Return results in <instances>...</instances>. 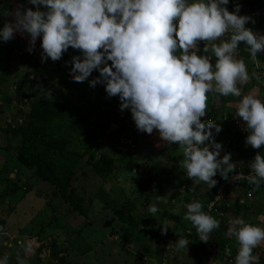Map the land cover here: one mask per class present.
Returning <instances> with one entry per match:
<instances>
[{
	"label": "rangeland",
	"instance_id": "obj_1",
	"mask_svg": "<svg viewBox=\"0 0 264 264\" xmlns=\"http://www.w3.org/2000/svg\"><path fill=\"white\" fill-rule=\"evenodd\" d=\"M21 4L36 10L28 0H0V28L13 20L11 14ZM261 5L264 7V0ZM40 10L46 9L41 6ZM249 17L255 21L250 20L255 32L264 35V14L260 19ZM29 39L27 33H16L10 41L0 40V259L7 255L8 264H18L19 254L26 264H235L239 243L229 232L230 222L240 218L264 227V182L255 193L248 182L243 191L230 185L232 189L210 210L218 189L187 177L180 167L184 157L179 145L167 144L158 130L151 135L139 132L130 109L120 110L119 96L109 97L103 84L90 86L99 76L98 70L82 83L72 79L70 61L82 56L79 50L70 47L60 60L42 62V36L31 53ZM203 47L200 42L198 55H206ZM245 47L244 43L247 68L259 73L260 80L244 84L241 97L220 96L219 102L210 95L207 114L201 120L212 119V114L222 128L218 134L212 130L215 141L222 144L218 159L230 153L237 168L251 172L247 160L250 145L242 138L246 122L235 113L243 95L253 93L264 100V52L253 62ZM215 61L213 56L212 63ZM45 94L66 108L51 130L57 139L67 140L61 170L75 176L71 184L83 200L85 217L72 212L53 195L50 184L37 180L16 159L21 141L12 129L25 123L23 116L34 98ZM225 108L235 116H229ZM260 154L264 155V148ZM104 155L113 159V170L100 176L93 164ZM218 178H222L219 172L213 179ZM250 192L251 199L247 197ZM197 200L205 213L220 222L207 242L183 219L186 205ZM53 201L58 216L55 225H51L49 210ZM153 204L158 208L155 217L148 211ZM165 222H169V232L162 235ZM125 234L132 238L131 244L124 243ZM181 237L189 240L187 248L176 247ZM26 242L33 247L27 255L21 246ZM253 254L264 264V242Z\"/></svg>",
	"mask_w": 264,
	"mask_h": 264
},
{
	"label": "clouds",
	"instance_id": "obj_2",
	"mask_svg": "<svg viewBox=\"0 0 264 264\" xmlns=\"http://www.w3.org/2000/svg\"><path fill=\"white\" fill-rule=\"evenodd\" d=\"M28 2L36 10L19 5L11 14L13 20L0 28V40L7 42L16 33H27L31 53L42 36V62L60 60L70 47L79 50L82 56H73L70 61L72 79L82 83L98 70L99 76L90 86L103 84L109 97L119 96L120 110L130 109L139 132L151 135L158 130L167 144L179 145L184 157L180 167L188 178L211 189L217 185L213 177L218 172L225 180L235 172L230 153L218 159L222 144L215 141L212 130L218 134L221 126L201 118L207 114L210 95L217 99L241 97L250 76L245 60L236 57L240 43H245L253 62L264 52V35L246 27L250 20L255 21L239 15V4L230 12L229 0ZM41 6L46 10H40ZM200 42H204L206 55H198ZM252 77L260 80L257 72ZM236 116L246 122V145L254 149L264 146V100L253 93L243 95ZM249 167L247 181L255 191L264 182V155L258 153ZM232 178L237 180L239 175ZM202 207L198 200L187 204L183 219L192 223L201 241L207 242L220 222ZM148 211L155 217L158 208L153 204ZM230 223L229 232L239 243L235 264H259L253 250L264 242V227L240 218ZM168 227L169 222H165L162 235H167ZM188 244L184 237L175 243L178 249ZM21 246L26 255L33 250L30 242ZM8 260L5 255L0 264H8ZM17 261L26 264L19 254Z\"/></svg>",
	"mask_w": 264,
	"mask_h": 264
},
{
	"label": "trees",
	"instance_id": "obj_3",
	"mask_svg": "<svg viewBox=\"0 0 264 264\" xmlns=\"http://www.w3.org/2000/svg\"><path fill=\"white\" fill-rule=\"evenodd\" d=\"M237 4L240 5L239 15L247 14V11H253L254 9L262 6L261 0H241L240 3L229 0L227 5L228 10L230 12H234ZM250 22L251 21L246 24V27L252 29L255 32V28L250 26L252 25ZM243 45L244 42H241L236 52V57L243 58L246 62ZM248 72L251 74V78L248 81L249 84H256V79L252 77V72L249 70ZM40 79L43 80L42 76ZM218 100L219 102H222V99ZM225 101L228 102L230 99L226 98ZM225 109H227L229 112V116L236 115V113L234 115V111L231 112V109ZM65 112L66 108L58 106L52 101L50 97H48L47 94L34 98L29 107V111L25 112L23 116L25 123L18 128L12 129V133L16 134L21 141L18 153L16 154V159L37 180L50 184L53 188V195L60 197L67 205H69L72 212L77 213L79 216L85 217L86 210L82 204L83 200L78 195L77 189L71 184L75 176L71 173L66 175L61 170L60 160L64 158L65 154L67 153V140L64 138L57 139L51 130V125L53 122L59 117L63 116ZM209 115L212 120H216L212 114ZM238 119L242 120V118ZM233 135L237 136L234 133ZM248 135L249 132L246 130L245 135H242V138L246 140ZM229 144L232 145L233 143L229 142ZM263 148L264 146H262L260 149H254L250 146V154L247 160L249 162L254 161L255 156L258 153L260 154ZM92 150H96V147H93ZM90 161L93 162V159H90ZM113 162L114 161L110 156L104 155L93 164V170L100 176L110 173L113 170ZM238 169L239 168L236 167L234 173H237ZM247 169L241 168L242 172L248 171ZM58 172H61V175H58ZM231 174L232 173H230L229 176ZM226 181L227 180L223 178H218L217 185L215 186L216 191ZM245 183L246 182L240 185V189L242 191L245 190ZM231 189L232 187L227 188L225 191L226 194ZM251 189L252 192L255 193L256 190H253V185H251ZM214 193L215 194H213V197H211V201H213V199L216 197V192ZM54 201L49 204V210L52 214L51 225H55L58 222L57 206L55 205ZM168 232L169 229L167 233ZM122 239L126 244L132 243V238H130V236L127 234L123 235Z\"/></svg>",
	"mask_w": 264,
	"mask_h": 264
},
{
	"label": "built area",
	"instance_id": "obj_4",
	"mask_svg": "<svg viewBox=\"0 0 264 264\" xmlns=\"http://www.w3.org/2000/svg\"><path fill=\"white\" fill-rule=\"evenodd\" d=\"M249 14H252V17L255 16L256 19H260L261 17V14H264V7H259V8H256L254 9L253 11H247V14H244V15H247L249 16ZM254 15V16H253ZM251 172H242L241 169H238V172L237 173H234L233 175L230 176V178L222 184L221 187L218 188V196H217V199L211 203V207H210V210H212L213 206L215 204H217L221 197H222V194L227 190V188H229L230 185L236 187V188H240V185L244 182H248L247 181V176L250 175ZM239 175V178L237 180H234L232 177L233 176H238ZM247 197L249 199H251L253 197L252 193H248Z\"/></svg>",
	"mask_w": 264,
	"mask_h": 264
}]
</instances>
